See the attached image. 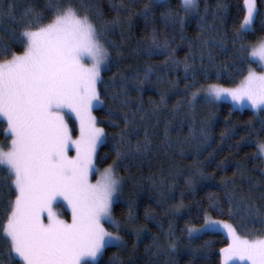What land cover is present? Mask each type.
Here are the masks:
<instances>
[{
	"label": "snow or ice",
	"instance_id": "1",
	"mask_svg": "<svg viewBox=\"0 0 264 264\" xmlns=\"http://www.w3.org/2000/svg\"><path fill=\"white\" fill-rule=\"evenodd\" d=\"M135 4L136 0L113 3L116 18L106 21L93 0H47L42 9L28 6L19 18L14 15V3L9 2L5 11L0 0V21L7 16L22 28L21 53L0 48V122L6 123L3 131L9 141L0 146V169L8 173L7 190L14 196L8 201L5 221L0 223V239L7 242L5 252L0 253V264H99L106 248L126 246L121 235L123 226L113 215V206L123 192L124 178L117 169H126L127 162L150 152L152 141L145 129L143 140L133 143V133L140 131L136 116L142 113V107L131 110L130 82L126 78L117 81L113 76L111 101L124 111L122 117L111 109L107 115L111 125L120 127L117 120L122 119L124 126L112 137L115 159L100 173L96 167L97 149L109 143V137L104 128L98 127L93 109L104 106L99 86L103 83L102 72L111 70L110 52L104 41L110 29L119 23L121 10L131 15ZM179 4L184 17L169 7L168 0H147L142 14L147 21L155 7H163L165 28L179 25L183 42L184 20L190 14L199 15V0H179ZM243 10L245 14L236 31L240 39L255 36L254 25L261 15L257 0H243ZM200 19L198 26L203 33L204 17ZM261 29L264 30V20ZM201 39L207 47L208 40L203 36ZM152 45L157 53H166L165 64L179 67L182 63L175 59V49L168 39H157L155 29ZM236 55L246 65L255 60L260 71L248 66L247 74L234 87L219 83L201 85L192 92L190 103L204 92L206 98H227L240 109L248 106L254 112L264 111V38L256 44H241ZM183 64L187 73L191 67L187 57ZM151 75L149 68L142 80L138 75L133 80L142 85ZM72 116L79 124L76 138L66 119ZM140 119L145 116L140 115ZM200 135L206 138L203 129ZM168 136L165 128V142ZM70 150L75 155H70ZM257 150L264 156V142L257 144ZM94 173H100V179L92 183ZM224 187H229L227 182ZM252 190L250 187L249 192ZM225 195L229 213H243L238 218L257 219L264 225V211L243 197L237 199L234 191H226ZM58 208L70 212V222L62 218ZM220 230L226 232L229 241L227 247L220 249L221 264H264V234L245 237L233 224L207 215L203 228L187 229L193 238ZM169 247L174 249L175 245Z\"/></svg>",
	"mask_w": 264,
	"mask_h": 264
},
{
	"label": "trees",
	"instance_id": "2",
	"mask_svg": "<svg viewBox=\"0 0 264 264\" xmlns=\"http://www.w3.org/2000/svg\"><path fill=\"white\" fill-rule=\"evenodd\" d=\"M9 2L14 3V15L19 18L28 6L42 9L47 0H3L5 11ZM93 2L104 20L111 21L116 18L112 4H119L121 0ZM144 3L147 0H136L131 15L121 10L119 23L110 29L104 41L110 52L111 70L102 73L103 83L99 88L104 106L96 107L94 113L98 127L108 134L109 143L100 145L97 166L105 168L115 159L111 151L115 143L112 137L124 126L122 119L117 120L120 127L111 125L107 115L109 109L117 117H122L124 111L111 101L113 76L117 81L126 78L130 82L131 110L142 107V113L136 116L140 131L133 133V143L143 140L146 129L152 150L127 162L126 169H117L124 178L123 192L113 206V215L123 226L121 235L126 246L106 248L99 264H221L219 252L227 247L228 238L221 232L193 238L187 229L202 226L207 215L233 224L245 237L264 234V225L259 220L238 218L243 213H229L225 195L226 191H234L237 199L243 197L264 211V159L257 150V144L264 142V111L239 110L230 103L203 97L190 101L192 92L201 85L219 83L223 87H234L247 74L248 66L260 69L255 60L246 65L236 54L241 44H256L264 38L261 29L264 0H257L261 15L254 25L255 36L244 39L236 36L245 14L243 0H199V15L193 13L184 20L183 42L179 25L170 24L165 28L161 16L165 11L163 7H155L146 21L142 14ZM168 4L184 17L179 0H168ZM94 12L93 9V16ZM201 16L205 25L203 33L198 26ZM154 29L158 40L168 39L170 47L175 49V59L182 62L179 67L165 64L166 53L154 50ZM21 31L19 24L5 16L0 21V48L21 53ZM201 36L208 40L207 47ZM186 57L191 65L187 73L183 64ZM149 68L152 69L149 80L137 84L133 78L138 75L142 80ZM105 85L109 87L106 89ZM142 114L144 120L140 119ZM5 127L6 123L0 122V146L9 143L4 135ZM165 128L169 133L167 142ZM202 129L206 138L200 135ZM224 182L229 185L227 189ZM9 183L8 173L0 169V223L5 221L8 201L14 199L7 190ZM129 201L132 202L131 219ZM170 244L175 245L174 249ZM6 248L7 242L0 239V253Z\"/></svg>",
	"mask_w": 264,
	"mask_h": 264
},
{
	"label": "rangeland",
	"instance_id": "3",
	"mask_svg": "<svg viewBox=\"0 0 264 264\" xmlns=\"http://www.w3.org/2000/svg\"><path fill=\"white\" fill-rule=\"evenodd\" d=\"M256 71L259 72L260 69H259V70H256ZM102 73H103V72H102ZM201 97L206 98V94H205L204 92H201V93L197 96V98H201ZM197 98H196V99H197ZM207 99L210 100V101H214V102H227V103H230V104H231V102H230L227 98H224V99H222L221 101H215V100H213V99H211V98H207ZM233 107H234V106H233ZM234 108L239 109V110H244V109L252 110V109H251L250 107H248V106L244 107L243 109H240V108H238V107H234ZM94 109H95V108H94ZM94 109H93V115L95 116ZM252 111H253V110H252ZM66 119H67V123H68L69 128L72 130V132H73V134H74V138L78 137V136H79V124H78V122L75 120V117L72 116V117H70V118H66ZM99 147H100V146H99ZM99 147H98V149H99ZM98 149H97V151H98ZM5 150H6V149H5ZM70 155H75V151H74V150H70ZM261 157L264 159V156H261ZM96 167L98 168L97 165H96ZM99 169H100V173H102L104 168H99ZM100 173H94L93 177L91 178V182H92V183H95V181H96L97 179H100ZM57 210L62 214V218L67 219V220H69V222H70V212H67V211H66V208H58ZM210 218H211V217H210ZM211 219H213V218H211ZM213 220H217V219H213ZM227 223H228V222H227ZM106 225H107V224H106ZM106 225H105V227H106ZM194 228H195V227H194ZM201 228H203V225L200 226V227H196V229H201ZM217 232H221V233H223V234L227 237V234H226L225 231L220 230V231H217Z\"/></svg>",
	"mask_w": 264,
	"mask_h": 264
}]
</instances>
